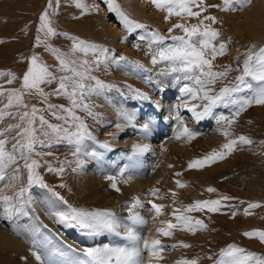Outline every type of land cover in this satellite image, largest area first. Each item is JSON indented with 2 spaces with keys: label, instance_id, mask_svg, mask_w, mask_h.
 <instances>
[{
  "label": "rangeland",
  "instance_id": "374dc122",
  "mask_svg": "<svg viewBox=\"0 0 264 264\" xmlns=\"http://www.w3.org/2000/svg\"><path fill=\"white\" fill-rule=\"evenodd\" d=\"M140 1L115 0V3L130 19L144 26L128 31L117 12L109 10L107 0H80L88 9L87 11L77 7L76 0H59L58 4L57 0H52L53 8L49 9V15L52 27L56 30L57 35L46 38L45 33L43 31L38 32L37 28L40 25V14L47 7L49 0H0V73H5L0 74V81H2L0 89L15 88V84L19 80L18 76L22 78L33 55L38 57L40 63L48 65L50 71L57 72V76L64 75L65 73H62L58 67L56 56L47 47L48 45L59 49L60 52H68L73 43L72 37H78L101 45L110 52L106 63H101L98 67L95 64L92 65L91 75L104 82L105 85L110 86L103 89L99 94H95V98L91 97L87 100L93 106L92 111L95 115L88 116L82 109H76L77 115L87 124L88 131L95 137V140H85L81 152L74 155L76 152L75 144L68 143L66 139L57 142L56 140H47L41 136V139H45V143L36 145V148L41 151L45 150V153L41 159L37 160L39 166L35 171L48 187H41L39 184H32L28 187V191L25 193V198L30 201L25 206L28 215L17 214L11 219L0 215V232L6 230L15 239H23L22 241L29 249L33 248L31 241L34 236L40 241H44V238L48 237L51 241L47 245L50 253L53 248H60L67 255L61 257L56 253H52L53 257H49L51 256L49 255L47 260L51 264H74V261L83 257V249L85 248H97L104 245L110 247L111 245H130L131 241L123 235L124 233H121L126 231V225L137 228L139 236H144L145 239L150 240L149 235H151L152 226H154L150 219L152 220L155 213L149 211L151 205L148 201L152 200L154 203L164 206L160 213L164 217L163 220H171L177 227L171 229L172 234L170 236L161 234L160 242L163 245V251L160 255L162 259L156 262L155 257L149 258L148 251L143 250L141 257L146 262L143 263L142 261V264H148L150 260H152V264H174V262L177 263L182 259H196L197 264H215V261L219 259L220 250L229 244H235L248 251L264 255V243L258 237L244 235L248 231L264 230V105H249L250 111L240 112L238 116L234 117V123L231 125L221 121L220 129L215 126L218 121L216 117L223 115L232 118L233 113L236 111L234 105L218 104L212 109L211 115L204 116L205 118L202 117L199 120L196 119L193 112L189 110L190 105L188 104L193 96L187 93H183L182 96L178 93V90L185 83L193 88L198 86L192 81H182L183 73L173 72L166 61H160L162 65L155 69L160 63L157 62V65H152L150 62H152V55L156 50V46L153 45L151 48L149 46V40L154 31L165 37L179 35L180 33H182L180 35H183L180 29L173 28L171 32L168 29L175 23L197 24L204 15L216 17L215 24L211 21H205V24L219 30L220 36L214 41L215 44L218 45L221 41H224L229 46L223 55L217 56L213 61L214 70L222 71L226 66L230 68L226 78L222 79L219 84L218 80L216 84L212 85L213 92H218L225 84L235 82L234 78L241 75L246 51L250 48L256 50L259 46L264 45V0H251L243 9L238 11H222V0H205L206 11L201 14L200 18L172 15L168 19H165L168 14L157 9L151 0H143L144 9L141 12H134L129 8V4L139 3ZM207 5H220V7H207ZM193 10L197 9L193 8ZM82 12L83 14H81ZM33 13H36L35 20H33L32 29L27 34L29 21L31 20L30 16ZM25 15L27 19L24 18ZM153 17L156 19H153ZM64 33L68 35H64ZM37 36L40 37L41 42L39 43L37 42ZM9 43H12L10 46L13 49L12 52L6 49ZM166 43H171V41L167 40ZM139 46L145 48V51L142 49L145 54L136 50ZM76 55L81 59H93L91 53L87 56H84L83 53H77ZM112 57H124V60L117 62L113 61ZM110 62L112 64L117 62L120 75L115 73L117 69ZM155 70L157 71L155 72ZM8 72L13 73L15 76L10 84L3 82V76L6 82L9 80L8 75H6ZM150 74H154L158 79L147 80L146 76ZM177 77L181 78L177 79ZM246 79L253 84L256 83L251 81L250 78ZM161 82H165V85H161ZM88 83L95 82L88 81ZM135 83L140 86L135 85ZM41 87L48 94L46 102L37 93L35 97L31 94H25V103L29 106L35 105L40 110L36 118L37 122L34 121L35 127L37 129L41 128L40 115L44 116L50 124H53L52 121L55 120V124L63 125L64 121L57 119L52 114V110L47 108V104L70 107V101L64 96H57L59 97H56L58 100H54L56 95H52V93L57 88L56 82L42 84ZM135 89L143 90L144 94L138 95ZM148 89L153 92L166 89L161 94L159 93L161 96L160 102L166 104L160 113L162 122L165 123L163 116L166 114L178 115L186 122L187 128L195 133V136L191 139L184 136L182 143L176 146L178 149L173 150L174 147L171 146L170 142H167L173 138L170 135L171 133L165 135V132L162 134L156 130H153L155 132L151 134L146 132L143 136V138L150 140L153 148L141 150L143 149L142 146H136L135 140L139 135L135 124H139L137 122L142 119L143 111L150 113L151 110L152 102L149 101L148 104H145L146 99H144L147 96L145 92ZM237 95H245V93L242 92ZM0 101V104L7 103L6 95L0 96ZM199 101L196 104L190 102L197 105V109H195L197 112L203 111V105L207 103L203 99ZM137 104L141 105V110L138 109V113L132 115V110L138 108ZM104 106L110 113L113 112L116 121H114L115 118L112 117V119L110 115L105 113L104 108H102ZM7 111L16 112L17 109L13 107L7 109ZM20 111H24V109L21 108ZM56 111L61 116L66 115L63 110L57 109ZM56 120H58V123H56ZM116 122H119V124ZM17 123H22L18 116H5L0 119V130L7 128L10 124ZM148 127L151 128L150 123ZM225 128L230 136V139H226L225 143L228 140L237 139L241 135L250 139L252 143H238L233 151L223 159H217L215 162L205 164L203 167L189 168L190 161L204 159L213 151L223 150L222 145L210 142V138L214 132L223 134L222 130ZM43 130L48 131L50 135L52 134L47 125L43 126ZM72 131H75V129L73 128ZM16 132L17 129L15 128L7 132H0V138L8 137L6 148L11 149L12 144L15 143L13 137L16 136ZM103 145H107V147ZM92 152H95L96 155L86 154ZM134 152H142V159H144L142 165H132L136 170L135 176L140 181L157 183V185H149L151 187L148 189L149 192L147 190L144 193L145 191L126 186L125 177L128 174L126 161L131 162V153L134 154ZM23 163L25 161L18 158L15 163L10 164V171H4L5 178L0 180V195H2L4 189L3 185L8 180V175L17 168L19 169L18 173H21L22 176L25 174L26 178L24 177L25 180L19 185L16 183L15 191L10 193H15L22 186H28V173ZM50 167L55 169L63 167V172L57 174L55 171H49ZM161 168L165 170L164 177L159 175ZM40 171H47V173L56 176H41L43 173L39 174ZM18 176L20 175L18 174ZM73 177L81 179L82 182L88 180L91 187L86 188L81 185V191L72 190L71 185L77 186L76 182L73 181ZM108 177L115 178L119 191L110 187L112 180ZM165 177L171 180L168 185ZM46 178L57 181L51 182ZM95 180L102 182H95ZM177 180L184 187H179L176 183ZM61 185L64 186L61 187ZM209 188L215 189V191H208ZM49 189L52 191H49ZM152 189L159 190L156 196L150 194ZM53 193H59L64 201L75 208L112 213L120 223V227L116 229L119 235L116 232L105 230L97 234H90L86 230L58 222V218L53 213L66 210L67 206L58 200ZM222 197H230L231 199H221ZM135 199L144 200V210L139 206V210L141 209L140 212L146 221L142 226L125 219L127 218L125 214H130L129 208L133 207ZM207 200H220L219 210L215 212H210L207 209L184 211L186 206L193 204L195 201ZM166 201H170V203L167 204ZM249 203H257L259 207L248 209V214H245V209L248 208ZM229 204L232 205L231 209ZM3 210L4 205L0 202V214L3 213ZM233 213L237 214L233 215ZM180 215L192 218L193 224L196 220H200L206 227L196 225L195 231H189L176 220V216ZM212 215L217 216V218L215 219ZM236 215L237 221L234 222ZM12 224L16 228H13ZM21 225L28 232H30V229L32 230L31 234H28L33 238H29L28 234L24 235L20 231ZM163 227L167 228V226ZM17 228L20 230H17ZM34 228H39L40 231L34 233ZM13 229H16V231H13ZM175 229H181L186 233L182 234L183 237L177 236L173 231ZM147 231H150V233L148 234ZM144 237L142 238V244ZM182 244L189 246L183 247ZM15 254V250L11 251L10 246H6L0 237V264H15L12 260L15 256L17 257ZM20 257L22 258V256ZM39 262L43 264V260Z\"/></svg>",
  "mask_w": 264,
  "mask_h": 264
},
{
  "label": "snow or ice",
  "instance_id": "6c2138e0",
  "mask_svg": "<svg viewBox=\"0 0 264 264\" xmlns=\"http://www.w3.org/2000/svg\"><path fill=\"white\" fill-rule=\"evenodd\" d=\"M152 4L160 10L165 11L169 16H184L192 18H200L201 14L206 11L205 0H151ZM251 0H222V11H238L243 9ZM59 0H57V4ZM109 10L117 12L119 18L123 22L125 28L128 31L134 28L144 27L136 21L130 19L126 13H124L119 6L115 3V0H107ZM76 6L87 11L86 6L76 0ZM207 7H220V5H207ZM53 8L52 0H49L47 7L40 14V25L37 28L38 32L43 31L45 37H51L57 35L56 30L52 27V22L49 15V9ZM193 8L197 10H193ZM83 14V12L81 13ZM205 21H211L216 23V17L210 15H204L199 19L197 24L186 25L184 23H175L169 32L173 28L180 29L183 35H173L165 37L157 31H154L149 40L150 48L155 45L156 50L152 55V62L155 64L158 61H166L171 66L173 72L183 73V79L193 81L198 87H190L185 83L180 89L181 93H187L194 98H201L207 103L203 105V111H195L196 105H192L190 110L193 111V115L196 119H201L204 116L212 114V109L218 105L223 104L234 105L236 111L233 113L232 118L218 116V121H223L227 125L234 123V117L238 116L240 112L244 111L249 105L257 104L264 105V45L259 46L258 49H249L245 53V59L242 65V73L234 78L233 83L225 84L219 89L218 92H213L211 85L216 84L218 80L224 79L228 76L230 68L226 66L222 71L214 70L213 61L217 56H221L229 46L228 43L221 41L218 45L214 43L220 32L218 29L205 24ZM64 35H68L64 33ZM73 43L68 52H60L59 49L52 48L51 45L47 47L53 52L58 61V67L64 75L57 76L54 72L50 71L49 66L39 62L38 57L33 55L30 58L29 67L21 78V87L19 89H0V96L6 95L7 103L3 104L0 108V119L5 116H18V119L22 123L10 124L7 128L0 130V132H7L12 128L17 129L16 136L13 137L15 143L12 144L11 149L6 148L8 143V137L0 138V180L5 178L4 169L10 164L15 163L18 158L25 161L24 167L27 169L28 186L20 187L13 195H0V202L4 205L3 213L0 214L4 218L11 219L13 216L28 215L25 210V206L30 203L25 198V193L28 191V187L32 184H39L41 187L47 188L48 185L43 183L42 178L36 173L35 169L39 166L36 159L32 158V154L40 156L43 153L36 152V145L44 144L45 139H41V136L47 140H60L66 139L68 143L76 145L77 155L81 152L82 146L85 140H95V137L88 131V126L84 120L77 115L76 109H82L88 116H94L92 111V105L87 103L88 98L93 94H99L106 87L104 82L100 81L95 76L91 75L93 71L92 65L97 67L101 63H106L109 59L110 52L107 48L80 39L78 37H72ZM170 40L171 43H166ZM37 42L40 41V37L37 36ZM77 53H83L87 56L92 54L93 59H81L77 56ZM113 61H122L124 57L115 58ZM5 74V73H0ZM9 80L7 83H11L15 76L13 73L8 72ZM181 77H177L180 79ZM246 78H250L251 81H255L253 84ZM88 81H94L95 83H88ZM57 83V88L53 91L52 95L67 97L70 101V107L64 105L47 104V108L52 110V114L57 119L63 120V125L50 124L45 120L44 116H39L41 128L35 127L34 121L37 118L38 112L35 105L29 106L25 103V94L35 93L39 94L43 100L47 101V95L42 84ZM247 90V91H246ZM244 92L245 95H237ZM250 93V94H248ZM202 94V95H198ZM15 107L16 112L7 111V109ZM23 108L24 111H20ZM57 109L63 110L66 113L65 116L58 114ZM47 125L51 129V135L48 131L43 130V126ZM75 131H72V129ZM223 134L228 135L227 129H223ZM39 132V135H38ZM181 136H187L189 139L195 136V133L184 127L176 134V138L180 139ZM240 144H251L252 141L247 137L241 135L237 139L228 140L227 143L222 145V151H213L209 153L204 159H194L189 162V168L203 167L205 164L215 162L217 159H223L228 153L233 151L235 146ZM107 147V145H103ZM145 150V149H141ZM87 155L95 156L96 153H86ZM19 169H15L13 175L18 173ZM49 171H55L57 174L63 172V167L59 169L49 168ZM179 175V174H177ZM112 180L111 188L119 191L114 177H108ZM179 187L184 185L177 180ZM64 185H61L63 187ZM208 191H215V189L209 188ZM49 191H52L49 189ZM158 189L150 190L152 196H156ZM58 200L62 201L67 207L66 210L56 211L53 214L58 218V222L63 223L70 227L86 230L90 234H97L102 230L116 232V229L120 227L119 221L116 217L107 211H87L84 209H78L68 204L63 200V197L59 193H53ZM175 195V193H173ZM221 199H231L230 197H222ZM151 205L149 211L159 215L164 208L163 205L154 203L149 200ZM135 206H143L139 199L134 200L133 207L129 208L130 216L128 217L134 224H145L146 221L133 211ZM220 200H207V201H195L193 204L186 206L184 211H197L207 209L210 212L219 210ZM259 207L257 203H249L248 208L245 209V214H248V209ZM175 215V213H174ZM235 215V213H233ZM155 219V216L153 217ZM176 220L179 224H182L189 231H195L196 225L200 227H206L202 221L196 220L195 224L192 223V218L184 215L176 216ZM167 224V228L160 227L156 231L165 236L172 234L171 229L177 227L171 220L163 221ZM126 238L131 241L128 246H115L110 247L104 245L97 248H85L83 249V257L74 261V264H142L141 253L143 250H147L150 257H155L156 260L162 259L160 253L163 251V245L159 239H143V246L141 247V237L136 233L133 227L125 226ZM39 228H34L33 232H39ZM119 235L118 232H116ZM248 237H258L259 240L264 243V230H252L244 233ZM31 243L33 248L30 249L32 255L38 261L43 260V264H51L47 260V257L52 253H56L59 256H66L67 253L60 248H53L50 253L47 245L51 243L48 237L44 238V241L39 239H32ZM183 247H188L187 244H182ZM175 247V245H173ZM152 264V261H149ZM177 264H197L196 259H182ZM215 264H264V255H260L255 252L248 251L235 244H229L227 247L220 250L219 259L215 261Z\"/></svg>",
  "mask_w": 264,
  "mask_h": 264
},
{
  "label": "bare ground",
  "instance_id": "6f19581e",
  "mask_svg": "<svg viewBox=\"0 0 264 264\" xmlns=\"http://www.w3.org/2000/svg\"><path fill=\"white\" fill-rule=\"evenodd\" d=\"M146 1V0H145ZM137 2V1H136ZM141 2V3H140ZM139 3H131V4H129V8H131L134 12H141L143 9H144V3H142V2H144L143 0H141ZM125 3H127V2H125ZM30 6V5H29ZM26 9V8H25ZM29 10V9H28ZM30 12V11H29ZM166 14V13H165ZM26 16V15H25ZM35 16H36V13H33V14H31V16H30V18H31V20L29 21L30 22V24H29V27H28V29H27V34L29 33V31H30V29H32V23H33V20H35ZM24 18H26L27 19V16L26 17H24ZM66 18V17H65ZM64 18V19H65ZM86 18V17H85ZM155 17H153V19H154ZM156 19V18H155ZM88 21H90V20H88ZM83 25H85V24H83ZM87 25V24H86ZM85 25V26H86ZM80 26V25H79ZM84 27V26H83ZM82 27V28H83ZM34 28V27H33ZM91 28H92V26H91ZM90 27H89V29H91ZM179 32H180V30H178ZM33 32V31H32ZM182 32V31H181ZM180 34H182V33H180ZM179 34V35H180ZM33 35V34H32ZM33 38V37H32ZM31 40V39H30ZM12 45V43L10 44L9 43V45H7L6 46V49H7V51H10V52H12L13 51V49L10 47ZM15 46V45H14ZM13 47V46H12ZM5 49V48H4ZM142 49H144V51H145V48L143 47V46H139V47H137L136 48V50L138 51V52H142V54H145V53H143V50ZM132 52V51H131ZM9 53V52H8ZM111 64H112V62H110ZM152 65L154 64L153 62H150ZM158 63H160L155 69H158L159 68V66L160 65H162L161 64V62L160 61H158ZM158 63H155V65H157ZM113 64H114V66H115V68L117 69L116 71H115V73L116 74H118V75H120V72H119V69L117 68V62L116 63H114L113 62ZM112 64V65H113ZM152 65H151V67H152ZM157 70H155V72H156ZM57 73V72H56ZM55 73V74H56ZM18 78H19V80H18V83L17 84H15V88L16 89H19L20 87H21V78L18 76ZM146 78H147V80H150V79H158V77L157 76H154V74H150V75H147L146 76ZM5 77L3 76V82H5V83H7L5 80ZM222 80V79H221ZM221 80H219L218 81V84L220 83V81ZM182 81H185L184 79H183V77H182ZM187 81H189V80H187ZM2 81H0V83H1ZM193 82V81H192ZM191 82V83H192ZM184 83V82H183ZM189 83V82H188ZM135 85H137V86H140L139 84H137V83H135ZM161 85H165V82H161ZM0 87H1V85H0ZM211 87H212V85H211ZM180 88H181V86H180ZM180 88H179V90H178V93H180V94H182V96H183V93H181V91H180ZM218 88V87H217ZM167 89V88H166ZM166 89H163L162 91L164 92V91H166ZM135 90H137V93H138V95H143L144 94V91L143 90H140V89H135ZM155 90V89H154ZM162 91H160V92H158V91H155V92H153V91H151V90H147L145 93H147V96L146 97H144V99H146V102H145V104H148V102L150 101V102H152V105H151V110H150V113H147V111H143V113H144V115L142 116V119L139 121V122H137V123H139V124H135V126H136V130H137V132H138V135H139V137L135 140V144H136V146L137 147H139V146H142L143 147V149H151V148H153V144L150 142V140L148 139V138H143V136L146 134V132H149V134H151V133H153V132H155V131H153V130H156V131H159V132H161L162 134L165 132V135L167 134V133H171L170 135L173 137L172 139H170L169 141H167V142H170V144H171V146H173L174 148H172L173 150H175V149H178L176 146L177 145H179V144H181L182 143V138H184V136H181V138L180 139H177L176 138V134L178 133V132H180V130L182 129V128H184V127H187V125H186V122H184V120L182 119V117H179L178 115H174V114H166V115H164L163 116V120L165 121V123L163 122V124H164V127H162V126H159L158 124H157V119L159 118L160 119V113H161V111H163V107L164 106H166V104L164 105L162 102H160V100H161V96H160V94L162 93ZM160 93V94H159ZM36 93L34 92V93H32L31 94V96H36L35 95ZM27 95H29V94H27ZM190 96V95H189ZM52 97V96H51ZM57 96H55V98H56ZM91 97H94L95 98V94H93V95H91L89 98H91ZM98 97V96H97ZM54 98V100H58L57 98H59V97H57L56 99ZM88 98V99H89ZM148 98H150V99H148ZM191 98V97H190ZM53 99V98H52ZM101 99V98H100ZM201 98H191V100H189V105H190V107H189V110L192 108V105H195L196 103H197V101H199ZM68 100V99H67ZM53 102V101H52ZM61 102V101H60ZM87 103H89L88 101H86ZM190 102H192V103H195V104H191ZM200 102V101H199ZM0 103H1V101H0ZM4 103V102H3ZM3 103L2 104H0V108H2L1 106H3ZM44 103V102H43ZM166 103V102H165ZM37 105V104H36ZM138 105V108H134L133 110H132V115H135V114H137L138 113V109L139 110H141L140 108H141V105L140 104H137ZM44 106H45V104H44ZM102 106V105H101ZM143 106V105H142ZM161 106H162V109H161ZM197 106V105H196ZM144 107V106H143ZM102 108H104V111H105V113H107V115H110L111 116V118L113 117V118H115L114 117V115H113V112H109L107 109H105V106L104 107H102ZM181 108H184V107H181ZM197 109V108H196ZM95 110V109H94ZM188 110V111H189ZM246 111H250V107L248 106L246 109H245ZM191 112H193L192 110H190ZM216 111H218V110H216ZM142 112V111H141ZM190 112V113H191ZM216 114V113H215ZM174 116V117H173ZM220 116V115H219ZM206 117V116H205ZM204 117V118H205ZM216 117V116H215ZM215 117H214V119H215ZM218 117V116H217ZM216 117V118H217ZM47 118V117H46ZM112 118V119H113ZM229 118V117H228ZM117 119L115 118L114 119V121H116ZM161 120V119H160ZM217 120V119H216ZM216 120H213V121H216ZM171 121V122H170ZM35 122H37V120H35ZM218 122V123H217ZM216 122V124H215V122H214V124H215V126H217L218 127V129H220L221 128V121H217ZM52 123L53 124H55V120L54 121H52ZM56 123H58V120H56ZM60 123V122H59ZM116 123H118L119 124V122H116ZM151 124V128H149L148 127V124ZM118 124H116V125H118ZM165 124H166V126H165ZM223 126V125H222ZM216 128V127H215ZM217 129V130H218ZM140 136H142V137H140ZM230 136H229V134L227 135V136H225L224 134H218L217 132H214L212 135H211V138H210V142H212V143H216V144H218V145H224L225 144V140L226 139H230L229 138ZM165 140H167V139H165ZM75 148V147H74ZM50 150V149H49ZM76 150V149H75ZM222 150V149H221ZM224 150V149H223ZM58 151V150H57ZM224 151H226V150H224ZM36 152H40V153H43V155H44V153H45V150H43V151H41L40 149H37L36 148ZM54 152V151H53ZM50 154V153H49ZM43 155H40V156H37V155H35V153H33L32 154V158L33 159H36V160H39V159H41L42 158V156ZM52 155V154H51ZM49 156V155H48ZM56 157H57V155H55ZM131 156H132V160H131V162H129V161H126V170H128V174H127V176L125 177V180H126V186H131L132 188H134V189H138L139 191H145L144 193H146V191L148 190V189H150L151 187L149 186V185H157V183H155V182H149V183H147L146 181H140L139 179H138V177L137 176H135L136 175V170H134V167L132 166V165H134V164H136L137 166L140 164V165H142L143 164V161H144V159H142V152H134V154L133 153H131ZM50 158V157H49ZM134 160V161H133ZM132 162H135V163H132ZM23 164H25V163H23ZM9 167L11 168V165H9L7 168H5L4 169V171H7L8 172V170H9ZM10 171V170H9ZM14 173V172H13ZM13 173H11V174H9L8 175V180L6 181V183L3 185V191H2V195H13L14 193H10V192H13V191H15V189H16V187H15V184L16 183H18V185L21 183V182H23L24 180H25V178H26V176H25V174L22 176L21 175V173H16L15 175H13ZM41 173H43V174H41ZM18 174L20 175V176H18ZM39 174H41V176H56L55 174L53 175V174H50V173H47V171H40V173ZM164 174H165V170L163 169V168H161L160 169V171H159V175L161 176V177H164ZM25 177V178H24ZM74 178V177H73ZM47 179V178H46ZM54 179V178H53ZM47 180H49V181H51V182H53L54 180H52V179H47ZM154 180H155V178H154ZM55 181H57V180H55ZM73 181L74 182H76V184H77V186H74V185H71V188H72V190H78V191H81V187L84 185L86 188L87 187H91V185H90V183H89V181L88 180H86L85 182H82L81 181V179H76V178H74L73 179ZM96 181H98V180H95V182ZM165 181H166V184L168 185L169 184V181H171L169 178H167V177H165ZM98 182H102V181H98ZM52 184V183H51ZM50 184V185H51ZM56 184V183H55ZM73 184V183H72ZM80 185V186H79ZM82 185V186H81ZM53 186V185H52ZM126 186H125V189H126ZM39 188V187H38ZM70 188V187H69ZM70 188V189H71ZM69 189V190H70ZM66 190V189H65ZM59 191H61V190H59ZM71 192V191H70ZM75 192H77V191H75ZM111 192H113V191H111ZM148 192H149V190H148ZM74 193V192H73ZM66 194V193H65ZM125 194V193H124ZM128 194V193H127ZM69 195H71V194H69ZM68 195V196H69ZM142 196H144V195H142ZM102 198H105V197H102ZM142 199V198H141ZM99 200V199H98ZM102 200V199H101ZM76 202H78V201H76ZM141 202V204L143 205L141 208H143V210H144V200H141L140 201ZM167 202V201H166ZM168 203H170V201L169 202H167V204ZM98 204V203H97ZM105 205V204H104ZM227 205V204H226ZM225 205V206H226ZM229 205H231V204H229ZM231 207H232V205L230 206V209H231ZM151 208V207H150ZM26 210V209H25ZM139 210V206H135V208H134V212H136V213H139L140 212V210ZM146 211V210H145ZM154 213V212H153ZM125 214V213H124ZM211 214V213H210ZM235 214H237V213H235ZM139 215L143 218V216H142V214H141V212L139 213ZM125 216L127 217V218H125V219H128V217L130 216V214H125ZM208 216H209V214H208ZM213 216V215H212ZM215 219L217 218V216H213ZM163 218L164 217H162V215H155V219H153L152 218V220L150 219V221H152V225H154V226H152L153 227V229L151 230L152 232L150 233V231L148 232V234L150 233L151 235H149V238H150V240L151 239H161V233H158L157 231H156V229L157 228H160V227H163V226H167V224H165V223H162L163 221H167V220H163ZM208 218V217H207ZM235 218L236 219H234V222L235 221H237V215L235 216ZM17 219V218H16ZM144 219V218H143ZM209 219V218H208ZM8 220V219H7ZM129 220V219H128ZM231 221H232V219H230ZM239 220V219H238ZM131 221V220H130ZM216 221V220H215ZM13 222V221H12ZM22 222V221H21ZM17 223V222H16ZM19 223V222H18ZM239 223V222H238ZM22 224V223H21ZM134 224V223H133ZM13 225V224H12ZM28 225V224H27ZM138 225V224H137ZM139 225H141V224H139ZM234 225V224H233ZM14 226V225H13ZM16 226H17V224H16ZM24 226V225H23ZM26 226V225H25ZM134 226V225H133ZM142 226V225H141ZM21 227H22V225H21ZM151 227V226H150ZM234 227V226H233ZM13 228H16L15 226L13 227ZM28 228V227H27ZM31 228H32V226H31ZM142 228V227H141ZM140 228V229H141ZM30 229V228H29ZM149 229V228H148ZM16 231V229H13V231ZM17 230H20V229H18L17 228ZM134 230L136 231V233H137V228H135L134 227ZM22 233H24V235H27L28 233H30L32 230L30 229L29 231L30 232H28L26 229H24L23 227L21 228V230H20ZM173 231H175V234L177 235V236H180V237H183V233H184V231H181V229H175V230H173ZM125 232L126 231H124V232H121L123 235H125ZM14 233H16V232H14ZM19 233V232H18ZM17 233V234H18ZM186 233V232H185ZM184 233V234H185ZM16 234V235H17ZM31 234V233H30ZM14 235V234H13ZM23 235V234H22ZM15 236V235H14ZM19 236H21V235H19ZM28 236H29V234H28ZM176 236V237H177ZM187 236H188V234H187ZM187 236H185V237H187ZM0 237H1V239H2V241L6 244V246H10V250L11 251H14L15 250V252H16V254L15 255H17V257L15 256H13L14 258H12V256H11V258H12V260H13V263H15V264H41L36 258H35V256H33L32 255V252L30 251V249H29V247L22 241V240H19V239H15L12 235H11V233H9V231H6V230H3L2 232H0ZM16 237V236H15ZM22 237H24V236H22ZM31 237V235L29 236V238ZM141 237V236H140ZM144 236H142L141 237V241H140V244H141V247H142V238H143ZM31 238H33V237H31ZM148 238V237H147ZM188 238H189V236H188ZM144 239H145V237H144ZM25 240V239H24ZM31 240V239H30ZM27 241V240H26ZM27 243H29V242H27ZM128 243V242H127ZM131 243V242H130ZM30 244V243H29ZM126 244V243H125ZM129 244V243H128ZM11 246H14V247H11ZM111 247H115L114 245L112 246L111 245ZM263 248V247H262ZM146 251V250H145ZM145 255H148V254H145ZM20 256H22V258L20 257ZM49 257H53L52 255L51 256H49ZM149 258H150V256H148ZM147 258V257H146ZM149 258H147V259H149ZM146 259V260H147ZM151 259H153V258H151ZM145 260V259H144ZM144 260H142L143 261V263L144 262H146V261H144ZM150 260V259H149ZM148 260V261H149ZM155 260V259H154ZM147 261V262H148ZM152 261V260H151ZM156 262H159L158 260H155ZM161 262V261H160ZM146 264V263H145ZM149 264V263H148ZM155 264V263H154ZM158 264H161V263H158ZM174 264H177L176 262H174Z\"/></svg>",
  "mask_w": 264,
  "mask_h": 264
}]
</instances>
